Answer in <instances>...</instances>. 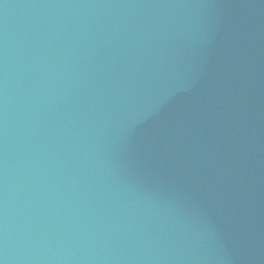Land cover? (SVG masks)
<instances>
[{"label": "water", "instance_id": "obj_1", "mask_svg": "<svg viewBox=\"0 0 264 264\" xmlns=\"http://www.w3.org/2000/svg\"><path fill=\"white\" fill-rule=\"evenodd\" d=\"M175 0H0V264H179Z\"/></svg>", "mask_w": 264, "mask_h": 264}]
</instances>
